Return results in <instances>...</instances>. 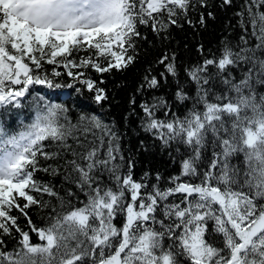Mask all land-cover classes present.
I'll return each mask as SVG.
<instances>
[{"label":"snow or ice","instance_id":"obj_1","mask_svg":"<svg viewBox=\"0 0 264 264\" xmlns=\"http://www.w3.org/2000/svg\"><path fill=\"white\" fill-rule=\"evenodd\" d=\"M231 2L223 0L226 5ZM191 6V0H0V109L23 107V98L34 86L63 87L78 95L86 90L94 93L95 102H101L106 99L104 89L87 71L102 74L128 67L134 62L128 53L130 48L134 50L133 37L140 35L138 24H151L159 34L169 24H176L175 17L187 14ZM200 6H206L204 0ZM261 7L264 0H250L248 21H241L245 31L251 27L250 34L257 40L254 47L234 50L225 43L218 57L207 58L187 71L202 111L194 105L181 118L171 113L163 98L141 105L145 131L153 132L165 146L175 141L191 149V155L182 160L180 175L170 178L168 188L153 185L151 192L142 194L147 186L133 179L132 163L127 174L121 173L123 164L116 163L123 161L118 156V136L95 115L81 116L77 125H71L63 104L40 106L44 97L37 93L30 101L35 119L23 131L10 133L0 121V264H264V203H260L264 201V94L256 89L264 86V57L258 55L264 52ZM241 39L248 44L244 36ZM9 44L15 53L8 50ZM85 44L105 63L93 56L75 59L74 50ZM174 60L165 55L159 61L172 76L177 74ZM44 63L54 65L50 75ZM242 64L249 67L237 79L231 70ZM61 76L69 80L66 85L57 82ZM161 76L166 78L165 73ZM213 80L225 91L215 93L206 87ZM145 82L149 88L159 86L155 76H146ZM176 99L184 102L190 97L178 89ZM159 108L172 118L157 119ZM81 125L102 130L101 146L103 136L108 137L105 158L99 157L96 146L86 153L71 149L67 139ZM209 136L212 159L201 172L198 162ZM46 140L86 161L67 162L76 175L65 179H71L86 197L79 205L34 178L37 171L57 172L39 163L38 154L45 160L59 155L45 151ZM238 153L244 156L243 170L230 163ZM101 169L109 173L114 188L102 184L95 174ZM34 193L52 197L59 204L60 211L52 207L45 227L37 228L27 212L32 206L48 207ZM177 194L180 201L169 202ZM67 196L77 197V193L69 189ZM13 210L26 218L29 231L21 229ZM121 213L124 221L118 227L114 220ZM210 221L211 231L207 227ZM14 232L20 237L18 247L6 250L5 237ZM29 232H35L42 243L32 244ZM166 240L170 242L165 244Z\"/></svg>","mask_w":264,"mask_h":264},{"label":"trees","instance_id":"obj_2","mask_svg":"<svg viewBox=\"0 0 264 264\" xmlns=\"http://www.w3.org/2000/svg\"><path fill=\"white\" fill-rule=\"evenodd\" d=\"M204 3L206 6L201 7V0H191L192 6L187 14H180L175 17L176 24H169L167 29L159 34L153 31L151 24H138L137 30L140 35L133 37L134 50L130 48L128 53L134 56V62L128 67L121 70L113 69L102 74L89 69L87 75L97 82L98 87L104 89L106 99L97 103L92 92L83 90L78 95L67 89V98L65 101L59 102L67 108L66 115L71 125H77L81 116L90 117L95 115L102 124L108 125L116 133L118 136L116 143H118L120 149L118 156H123V161L118 159L116 163L123 164L122 174H127L128 164L129 162L132 163L131 173L133 179L147 186L141 190L142 194L151 192L153 185H158L161 188L170 187V178L180 175L182 160L191 155V149L175 141L165 146L163 141L158 139L153 132L145 131V113L141 105H152L159 98H163L171 109V113H175L181 118L187 115L194 105L202 111L203 106L196 104V86L187 75V71L202 64L207 58L218 57L225 43L234 50H238L240 47H254L257 43V40L250 34L251 27L249 26L246 31L241 27L242 20L245 23L248 21L246 9L250 0H232L229 5L224 4L223 0H204ZM259 10L264 11V7ZM253 11H256L255 7H253ZM241 12L243 16H238V13ZM202 16L203 22H201ZM163 18L167 22V16L165 15ZM242 36L247 39V45L241 39ZM98 39L99 37L94 40ZM12 53H15V50ZM165 55L170 58L175 57L176 76L167 74L165 66L159 63ZM258 55L264 57V52H258ZM73 56L77 60L82 57L93 56L102 64L105 63L104 58L96 57L95 49L88 48L86 44L79 51L74 50ZM25 59L31 66L30 61H27V58ZM43 67L50 75L54 65L44 63ZM248 67V65L242 64L231 71L239 79ZM57 70L65 71L62 68ZM209 71L215 72V69L210 68ZM161 73H165L166 78L162 77ZM146 76L149 78L155 76L159 80V86L156 88L147 87ZM101 81L103 82L101 83ZM57 82L63 86L69 80L65 76H61L57 78ZM206 87H211L215 93L225 91L224 86L218 80H213ZM33 89H47V93L55 92V89H48L46 86H35ZM61 89L66 88L62 87ZM178 89H183L190 99L184 102L178 101L176 99ZM256 89L258 93L264 94V86L257 85ZM133 101L135 102L133 103ZM39 105L43 106L44 104ZM164 112V108L157 109L156 118H172L171 114L165 117ZM101 136V129L93 128L91 125H81L73 131L72 136L68 137L67 143L76 153H86L92 146H96L99 148V157L103 159L107 152L108 137L103 136L104 145L101 146ZM210 141L211 137L209 136V143L202 151L201 159L198 162L201 172L209 168V161L212 159L213 145ZM43 143L47 145L45 151L58 152L59 155L53 159L45 160L38 154L39 163L42 167L50 165L52 168L57 169V172L37 171L34 178L53 186L60 195L64 196L65 200H71L74 204L79 205L81 201L86 200V197L84 193L75 187L71 179H65L69 174L72 178H75L76 175L67 162L73 159L81 163H86V161L82 160L80 156L74 157L72 151L59 147L55 141L46 140ZM230 163L241 170L246 167L242 153L233 156ZM95 174L100 178L102 184L115 187L107 171L101 169ZM157 176L160 177L159 180L156 179ZM182 179L199 182L197 178L192 177H182ZM69 189L76 192L78 198L68 197L67 191ZM34 195L48 202V207L32 206L27 209L28 215L37 228L45 227L50 223L49 217L52 215V207L55 206L57 211H60L58 201L47 195L41 196L38 193H34ZM126 199H130L128 194H126ZM180 199V195L177 194L170 197L169 202L178 203ZM20 203L23 204L22 199H20ZM260 203H264V201H260ZM13 214L18 216V224L21 229L29 231L30 226L26 218L16 210H13ZM123 221L124 214L121 213L116 217L114 223L119 227ZM207 227L211 231L213 223L210 221ZM29 235L32 244H40L35 232H29ZM214 238L219 242V235ZM5 239L7 241L6 250L18 247L20 237L15 232L13 236L5 237ZM169 242L166 240L165 244Z\"/></svg>","mask_w":264,"mask_h":264}]
</instances>
